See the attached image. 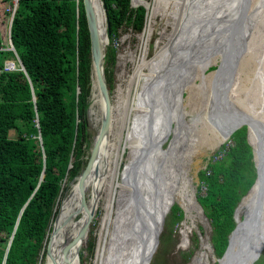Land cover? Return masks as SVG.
I'll list each match as a JSON object with an SVG mask.
<instances>
[{"label":"trees","instance_id":"16d2710c","mask_svg":"<svg viewBox=\"0 0 264 264\" xmlns=\"http://www.w3.org/2000/svg\"><path fill=\"white\" fill-rule=\"evenodd\" d=\"M7 2L0 0L2 24L9 19ZM103 6L109 38L124 27L142 30L143 6L133 8L130 0H103ZM11 38L24 70L0 73V264H42L61 197L84 166L90 145L91 59L82 0H19ZM115 57L107 45L109 92L113 77L108 64ZM10 130L15 138L8 136ZM229 139L222 157H211L197 172L206 192L200 195L198 189L196 197L211 226L216 257L224 253L235 227L234 210L256 178L246 125ZM182 219V209L174 204L168 225ZM94 246L90 239L89 249Z\"/></svg>","mask_w":264,"mask_h":264},{"label":"bare ground","instance_id":"6f19581e","mask_svg":"<svg viewBox=\"0 0 264 264\" xmlns=\"http://www.w3.org/2000/svg\"><path fill=\"white\" fill-rule=\"evenodd\" d=\"M162 1L165 2V4L162 6L164 7V9L161 11V16L164 22L167 23L168 20V23L171 26V30L166 32V41L165 38H163L165 37V35L161 38L156 37L153 41V39H150L151 31H154L152 20L153 17H155V15L158 13V8L160 7V3ZM240 1L241 0H133L132 3L131 0V4L133 6H137L140 4L145 5L148 10L146 25L143 32L141 33V40L143 42V54L136 62V66L133 71L134 74H132V78L129 79V82L127 83V88L129 89V91L131 89H135L136 93L143 95L144 98H139L138 96V98L136 97V99L130 101L129 96L126 95V98H124L125 103H123V106H121V104L120 106L118 105L119 113L115 114V130L113 131L111 137L110 125L109 131L100 143L95 168L87 178L86 186L89 196L87 198L88 207L86 208V211H89L90 208L96 211L102 189L103 192L106 193L104 197L105 201L103 204L105 214L102 219V226L106 227V225L108 224L109 228L106 237L103 236L101 244L99 246L98 257L101 256L100 264L137 263L139 249L135 244L136 239L134 237V232L136 229L133 225V212H135L136 204H134L133 202V196L135 193V197L138 196V200H140L141 203L150 198L149 194L152 193L151 191L146 194L144 193L146 187L150 186V182L146 181L144 177L145 174L152 177L153 170L156 167H160L161 172L159 175H161V178L163 180V185L161 187V199L164 211L167 210V207L172 202H177L182 206L179 201H174V196L179 197L180 200H186V193L183 194L172 186L174 178L173 176H171L167 161L173 158L172 151L176 147L174 145L181 138L180 135L177 136V133H179L180 131L177 129V127L178 125L181 126L182 124L180 110L182 104L181 101L184 99V97H182L181 94L189 87V78L193 77L194 79L197 76L192 75L191 73L197 61H195V63L192 65H188L185 73L186 76L184 77V75H179V80H176V83L174 84H172V80L167 78L168 75H160L162 76L160 79L161 83H165V86L160 90H156L155 86H153V83L155 81H153V78L156 77L161 72V70L162 72H164L166 64H169V51L171 50V47L172 52L174 53L173 56L178 57L181 56L179 55V50H181V52L183 53L184 49H186L185 59L184 61H182L181 67L183 68L186 63H189L190 54L188 53V46L191 45V42L193 40L195 41L198 36L199 39L206 37L208 35L207 32H210L212 29H216L218 27L220 29V25H222V22H220V20L226 17L229 11H233L234 9H236L238 7V4L241 3ZM91 2L94 6L97 16L100 37L101 39H103L104 32H106V22L103 13V6L101 0H91ZM258 6L259 9L257 10ZM246 9L247 11L251 9L255 13L258 11V19L259 17L264 16V0H247L245 10ZM205 20H208V22L203 24ZM166 30L167 29H165V31ZM162 32L163 31H160V33L163 35ZM180 34H184L183 38ZM215 37L216 36L211 37L207 40L204 39L201 42V46L208 47L209 45H211L210 41L214 40ZM258 37H260L261 39L252 40L253 38ZM222 38L225 39L226 37L222 36ZM150 41H153L155 51L153 53L154 56L148 59L146 53L147 44H149ZM233 41L234 38H231L228 41L223 40L222 45L221 43H219V45H221L222 47L220 46L215 52L209 51V54L207 53L208 55H204V58H201V61L199 63L203 64L200 67L201 71H203L211 63H215L218 61V59H221V50L223 49L230 51L229 53H231V56H229V58H231V60H236L237 53L244 54L246 52H249L246 53L248 58L246 64L249 65V68H245L240 73V76L236 75L234 77V82L235 80H238L244 85L242 93L232 90V92L236 94L235 96L239 97L241 102L243 96L246 93V88L248 87L250 89V86L253 84L254 71L256 69L258 71V69L261 68L262 73L264 72V25L263 27L262 25H256L253 29V34L248 37L245 45L241 46L240 48L237 49V45H233ZM258 41H260V43H257ZM232 45L236 47H233L232 49ZM253 49L257 51L256 54H252ZM178 57L177 59H180ZM161 63L163 64L161 66V70L159 71ZM179 66L180 65L178 63L177 69H179ZM241 66L243 67V65ZM237 70H240V67ZM227 72L228 63L222 62L218 66V69L215 73L226 74ZM261 79L263 82V93L262 95H260L261 98L256 101L254 106V116H257V119L260 121H258L259 127L256 130L254 128V124H250L248 135L249 140L252 143V146L256 153L255 159L258 160L259 171L263 174L264 178V142L262 140L264 139V75H261ZM155 85L159 84L155 83ZM169 90L174 92L173 96L170 95L171 93ZM208 90L210 91L211 89H208L206 85V91ZM215 95L216 94H214V97L217 98ZM225 95H227V93ZM227 98V96L224 97V102ZM162 99L163 106L157 109V101H161ZM221 100L222 99H220L219 102L224 103ZM130 102H132V104L134 105H128V103ZM218 103L213 105V107L218 108ZM169 104L170 110L169 114H167L166 108ZM226 104H228V102ZM148 105H150L149 111L147 110L149 107ZM112 109L113 112L114 106L112 107ZM135 113H137V115H135L134 117ZM89 114L91 116L95 115L94 119H96L97 121L101 119L103 115L101 97L99 96V91L94 75L92 78L91 104ZM128 114L130 115L128 116ZM175 117V126L172 128L173 136L168 148L165 151H163L164 148L162 149L161 145L160 149L156 148V144H158L160 141L161 143H163L162 140L164 138V140H166V138L168 137L173 123V120L171 123V119H174ZM144 118L148 119L147 124L146 122H144ZM248 119L254 123L253 119H251L250 114L243 115L241 121H249ZM167 121H169L170 123V128L167 125ZM184 129L185 128L182 126L180 134L184 132ZM125 131H127V134H125ZM227 131H225V133L227 132L226 136L231 130L227 129ZM109 136L111 137V139H109ZM226 136L224 138H226ZM124 141L126 142V147L123 148V151L128 152L125 158L121 155L122 144ZM152 141L155 144L149 150V153L146 156V162L141 166L142 161H139L140 152L147 145L150 146ZM213 147L214 146L212 144L206 147L204 146V148L206 149H204L202 153L210 151L211 149H213ZM259 155H261L262 160ZM122 159L125 160V171L120 181H117L118 170L116 169H118L117 165L118 163L121 164ZM107 162H109V164L105 169L104 174L102 173L101 175L99 172L104 169ZM152 163L153 166L151 167ZM165 163L166 165H164ZM136 168H138V171H136ZM132 172L134 174H136L137 172V175L133 180L130 179L132 178ZM260 187V181L256 182L251 190L242 197L240 203L236 208L235 215L237 218V212L241 216L244 213L245 208L250 206V209L247 210L248 212L246 211L247 214H245L246 217L243 224H241V221L239 220L240 218H237L238 223L241 224V228H239V231L231 240L232 246H230L233 249V256L232 258H228V260H225L223 264H228L232 260H235L234 264H250L257 258V256L264 248V182L259 195ZM118 189L121 192V197L119 198L120 200L118 199L119 207H117L118 209L116 210V216L114 218L115 208L112 205V195L113 192ZM80 195V186L76 181H74V183L71 185L70 190L65 193V196L60 201V209L56 221L58 230L50 243V254L49 256H47V258H45L44 264H54L53 261H56L57 264H76L73 254L75 247L72 248V250H70L67 254L62 253L61 248L66 240L71 239L77 233L81 222L86 217L87 213L86 211H83L77 213L72 219L69 220V222L63 224L64 219L77 208ZM130 197H132V199ZM143 197L146 198V200H144ZM129 202H131V204ZM182 208L184 207L182 206ZM131 209L133 212L131 211ZM110 216L115 219V235L111 240H109Z\"/></svg>","mask_w":264,"mask_h":264},{"label":"rangeland","instance_id":"374dc122","mask_svg":"<svg viewBox=\"0 0 264 264\" xmlns=\"http://www.w3.org/2000/svg\"><path fill=\"white\" fill-rule=\"evenodd\" d=\"M235 1H238V0H235ZM132 3H133V0H132ZM164 4L165 2L163 1L160 3V7L158 8V13L155 15V17H153V20H152V26L154 28V31H151L150 39H153V41L156 37L161 38L164 35L165 37L163 38H165V41H166V38H167L166 32L171 30V26L169 25L168 20H167V23L164 22L161 16V11L164 9V7L162 6ZM236 10L237 9L233 10V14L236 13ZM231 12L232 10L229 11L227 15H229ZM147 13H148V10L146 9L145 22L147 19ZM144 25H146V23ZM144 28L139 32H135V31H132L130 28L127 29L124 27L119 30V35L112 39L109 38V33H108L107 45H110L111 47H113L115 54H116V57L114 58L113 62L108 64L109 67L108 65H106L110 69L112 77H113L112 78L113 88L109 92L111 96L112 107L114 106V111L112 112V119H111L112 120L111 130H110L111 137H112L113 131L115 130V118H116L115 114L119 113L118 105L120 106L121 104V106H123V103H125L124 101V98H126L125 96L128 95L130 98V101L133 99H136V97L138 98V96L139 98L141 97L144 98L143 95L137 94L135 89H131L129 91V89L127 88L128 87L127 83L129 82V79L132 78V74H134L133 71L136 66V62L143 54V50H142L143 42L141 40V33L143 32ZM165 29L167 30L165 31ZM160 31H163L162 32L163 35L160 33ZM229 34L230 32H227L226 35L223 34V36L226 37L224 41L225 40L228 41L231 38L232 39L234 38V41H235L236 34L234 35H232V33L230 35ZM180 35H182V38H183L184 34H180ZM254 39H261V38L260 37L253 38L252 40ZM221 40L222 39H218V40H215L214 42L216 43L221 42V44H223V41ZM153 41H150L149 44H147L146 55L148 59L154 56L153 53L155 51V46H154ZM234 41H233V45H235ZM257 43H260V41H258ZM171 50H172V47H171ZM223 50H221V55H222L221 59H218V61L215 63H211L203 71H201L200 69V67L203 64H200L199 62L201 61V58H204V56H202L200 60L197 61L196 66L194 67L193 72H192V75H197V76L194 79L193 77L189 78L188 80L189 87L186 89V92L183 91L181 94L182 97H184V99L181 101L182 104H181V110H180L182 124L181 126L178 125L177 127V129L180 130L179 133H177V136L180 135L181 138L178 140L177 143H175L174 146L176 147L174 148V150L172 151L171 149L173 158L169 159L167 163H168V168L171 173V176H173L174 178L173 185H172L173 188H176L183 194L186 193L187 198L184 201L182 199L180 200L179 197L174 196V201L175 200L179 201L184 207L182 208V211L184 213L183 219L178 221L174 225L169 226L167 221L169 220L170 211L167 213V216L165 218V223L163 226V230L159 236L158 246L155 250V253L152 257L150 264H218V262H216V259H215L217 257L213 252V248L210 242L211 226L209 224V221L202 216L203 212L201 211L200 207L197 205L195 201L196 195L199 189L198 186H200L197 172L207 165V163L209 162L210 156L213 155V158H215L214 154L218 150V147L220 145L224 143L225 144L229 143V140H227L228 139L227 137H229L231 131L238 124H241L242 122H244V120L241 121V118L243 115L250 114L251 119H253L254 121L253 123L254 128L257 130V128L259 127L260 121L257 119V116L256 117L254 116V106H255L256 101H258L261 98L260 95H262L263 93V90H262L263 82L261 79V75H264V72L262 73L261 68H259L258 71L257 69L254 71L253 84L250 86V89L248 87L246 88V93L240 102L239 97L235 96L236 94H234L232 90L242 93L244 85L240 83L238 80H235L234 82V77L236 75L240 76V73L245 68L246 69L249 68L248 67L249 65L246 64V61L248 59L246 53H249V52H246L244 54L237 53L236 60L235 59L231 60V58H229L230 55H228L230 51L224 50L223 52ZM256 52L257 51L253 49L252 54H256ZM7 57H9L7 53L4 54L3 52H0V66L3 63L4 58H7ZM222 62L228 63V72L226 74L224 73V75L221 74L222 76L216 75L215 73L217 71L216 67H218L220 63ZM162 64L163 63L160 64L159 71L162 68L161 67ZM241 65H243V67ZM239 67H240V70H237ZM158 76L160 78L157 79ZM161 77L162 76L157 75L156 77L153 78V81L155 80L153 83L154 84L153 86H155L156 90H160L165 86V83H161V80H160ZM204 79H207V80H204ZM155 83L156 84L158 83L159 85H155ZM225 83H226V91L225 92H223V90H220V91L221 93L223 92L222 93L223 98L225 96L228 97L226 101L224 102V109L226 110H223L219 107L214 108L213 105H215L214 101L216 100V98L214 97V94H217L218 89H220L222 84H225ZM206 85L208 89H211L210 91L209 90L206 91ZM226 93L227 95H225ZM163 99L161 101H157L158 102L157 109L163 106ZM89 100H90L89 106H88L89 109L87 110L88 111L87 130L89 133V144L90 145L88 149L86 150V157L89 154L90 146L93 141V137L97 134L98 129L100 127V119L97 121L96 119H94L95 115L91 116L89 114L90 104H91V95H90ZM219 101L220 99L217 102L215 101V103L217 104ZM227 102L228 104H226ZM128 105L133 106L134 104L130 102L128 103ZM148 106L149 107L147 110L149 111L150 105ZM129 115L130 114H128V116ZM135 115H137V113L134 114V117ZM147 120H148L147 118H144V122H146V124H147ZM172 126L174 127V124H172ZM182 126L185 129H184V132L180 134ZM226 128L231 130L227 136H226V133L228 131ZM225 131L227 132L225 133ZM171 132L166 138V141L162 144L163 145L162 148L164 149L169 144L170 138L172 136ZM125 134H127V131H125ZM8 136L11 138H15L14 130H10L8 133ZM110 136H109V139H111ZM225 136L226 138H224ZM211 144L214 146L213 149L202 153L203 150L206 149L204 148V146L206 147ZM226 146L227 145L224 146V149L226 148ZM124 147H126L125 141L123 142L122 149H121V155L122 157L125 158L128 152L123 151ZM259 157L262 160L261 155H259ZM255 158H256V155H255ZM256 161L258 164L257 159ZM108 164L109 162H107L105 164L104 169L101 172H99L101 175L102 173L104 174L105 169L107 168ZM164 165H166V163ZM117 168H118L116 169L118 170L117 181H120L125 171V160L122 159L121 164L118 163ZM136 169H137L136 171H138V168ZM134 173H135V170H134ZM134 173L132 172V178H130L131 180H133L134 177L137 175V172L136 174ZM70 188H71V184L68 185V189L66 190V192H68ZM205 188H206L205 185L201 187V190L199 191L200 195H205V192H206ZM105 195L106 193H104L102 189V192L99 198V204H98L96 211L94 212V217H93V220L89 228V233L80 245L79 264H100L101 256L98 257L99 246L101 244L103 236L106 237L107 231L109 228L108 224L106 225V227L102 226V219L105 214V209L103 205L105 201L104 199ZM64 196H65V192L62 195L61 199ZM88 196L89 194L87 192V198ZM120 197H121L120 190L119 189L115 190L112 195V205L115 208L114 218L116 216V210L118 209L117 207H119L118 202L120 200L119 199ZM130 198L132 199V197ZM129 203L131 204V202ZM174 204H179V203L174 202ZM249 209H250V206L246 207L244 213L241 216L237 212V218L238 219L240 218L239 220L241 221L242 224L244 223V220L246 217L245 214H247L248 212L247 210ZM114 218L110 216L109 240H111L112 237L115 235L114 233L115 219ZM90 239H94L95 241V246L94 248H92V250L89 249ZM46 241H47V238H46ZM46 241H45V245H46ZM231 246H232V243H231ZM184 253H188L189 256L187 257V254H184ZM260 254H259L260 256H258V258L255 259L253 264H264V248L262 249ZM227 255L225 256L224 259H220V264H223L225 262ZM45 258H46V254L44 253L42 264H44Z\"/></svg>","mask_w":264,"mask_h":264},{"label":"water","instance_id":"95a60500","mask_svg":"<svg viewBox=\"0 0 264 264\" xmlns=\"http://www.w3.org/2000/svg\"><path fill=\"white\" fill-rule=\"evenodd\" d=\"M240 2L241 3L238 4V7L236 8L237 12L235 14H233V11H232L229 15H226V17H224L222 19V21L220 20V22L225 24L224 26L220 25V29H219V27L216 29H212L210 32L209 31L207 32L208 35L206 37L199 39V36H198L195 41L193 40L191 42V45L188 46V53L190 54L189 63H186L183 68L181 67L182 61H184V59H185L186 49H184L183 53L181 52V50H179V55H182L179 57L173 56L174 53L171 50L170 51L169 64L166 65L164 72H162V70H161V72L158 75H168L167 78L172 80V84L176 83V80H179L178 79L179 75H184V77L186 76L185 73H186V69H187L188 65L194 64L195 61L200 60V58L202 56H204L205 54H207L209 51L215 52L222 45V44L219 45V43H221V42L216 43V42H214V40H218L221 38L222 39L221 41H223L224 38H222V36H223V34L226 35V32H230V34L232 33V35L236 34V38H235L236 40L234 42L237 45V49L240 48L241 46L245 45L248 37L251 34H253L254 27L256 25H262V27H263L264 16H261L257 19V16L259 15V14H257L258 11L255 13L251 9L249 11H247V9L245 10L247 0H241ZM82 3H83L84 16H85V20H86V25H87V29H88V33H89V42H90L91 89H92V78L94 75V78H95L96 83H97L98 91H99V96L101 97V102H102V106H103V115H102V118L100 119V127L98 129V132L93 137V141H92V144L90 146V151H89V154L87 156L86 163L81 168L80 173L75 178H73L69 183L72 185L74 183V181H76L78 183V185L80 186L81 195H80V198L78 201L77 208L64 219L63 224L69 222V220L72 219L77 213L86 211V208L88 207L87 186H86L87 178L89 177V175L91 174V172L95 168V163H96V159H97V156L99 153L100 143L102 142L103 138L105 137V135L109 131V128L111 125L110 123H111V119H112L111 96L109 93V89L107 87L105 73H104V57H105V53H106V45L108 42V40H107L108 22H107L106 10H105V7L103 6V0H101L102 6H103V13L105 16V22H106V32H104V38L101 39L100 33H99V28H98L97 16H96L95 9H94V6H93L91 0H82ZM130 5L133 6L131 4V2H130ZM142 6L144 8H146L145 5H142ZM258 9H259V6L257 7V10ZM233 15H235V16H233ZM226 21H228V22H226ZM206 22H208V20H205L203 22V24ZM193 23H194V21H193ZM214 36H216V37L214 38V40L210 41L211 45H209L208 47H202L201 46V42L204 39L207 40V39L214 37ZM215 44H216V46H215ZM232 47H233V45H232ZM229 55L231 56V53H229ZM177 57L180 59H177ZM178 63L180 65L179 69H177ZM216 68L218 69V67H216ZM158 78H159V76L157 77V79ZM220 90H223V92L226 91V83L222 84L221 88L218 89L217 94L215 95L217 97L215 101L222 99L221 101L224 102V98L222 96L223 92L221 93ZM170 93H171L170 94L171 96L174 95L173 91H170ZM215 101H214V104H216ZM218 107L221 109H224V103L219 102ZM169 110H170L169 107H167L166 108L167 114H169ZM87 113H88V111H87ZM243 124H245L246 128H247V141L252 148L253 161H254V165L256 168L255 181L252 184V186L249 188L247 193L251 190V188L253 187V185L256 182L260 181V183H261V187L259 190V195H260V192H261V189L263 186V182H264V178H263V174L259 171V166H258L257 161L255 159V150L252 146V143L249 140V135H248L249 125L253 124V122H251L250 120L249 121L244 120V122H242L241 124H238L231 131V134L235 130L240 128ZM167 125L170 128L169 121H167ZM163 140H162V142L164 143L166 140H164V141ZM171 140L172 139H170V141ZM262 140L264 142V139H262ZM170 141H169V144H170ZM163 143H161V141H160L158 144L155 145V147L160 149V145L162 147ZM154 144L155 143L152 141L150 146L147 145L146 147H144L143 150H141L140 157H139V161L140 160L142 161L141 166L146 162V156L148 155L149 150L151 149V147ZM169 144L167 145V147L163 151H165L168 148ZM154 153H155V150H154ZM152 166H153V163L151 164V167ZM160 172H161L160 167H158V168L156 167L153 170L152 177L148 176L146 174L144 175L146 181L150 182L149 183L150 186H147L145 189V192H144L145 194L149 193V191L152 192L151 194H149V196H150L149 199L146 200V198L143 197V199L146 201L141 203V201L138 200V196L135 197V193L133 196L134 197L133 202H134V204H136L135 205L134 218H133V225L135 226V229H136L134 232V237L136 239L135 244L138 246V249H139V256H138L136 264H150L151 263L152 257L155 253L157 246H158L159 236L163 230L165 218L167 216V213L170 211L172 205L174 204V202H172L167 207V210L164 211L162 199H161V196H162L161 195V187L163 185V180L161 178V175H159ZM42 176H43V173L41 175V178H42ZM240 201H241V199H240ZM240 201H239V203H240ZM197 205L200 207V209L202 211L201 206L199 204H197ZM179 206L182 207L181 205H179ZM59 209H60V207H59ZM59 209H58V211L54 217L50 232L47 236V242H46V247H45L46 258L50 254V250H49L50 243H51L52 239L54 238V236L56 235L57 230H58V228L56 226V224H57L56 221L58 218ZM94 212L95 211L91 208L89 211H86V213H87L86 217L81 222L77 233L71 239L66 240L64 242L62 248H61V252L67 254L70 250H72V248L75 247L73 254H74V260H75L76 264H79L80 245H81L82 241L88 235L89 227H90V224H91L93 217H94ZM235 212H236V209L234 210V215H233V218L235 221V227L232 229V231L228 235V244H227V247H226L222 257L216 260V261H218V264H220V259H224L227 254L228 255L226 257V260H228V258H232V256H233V249L230 246L231 240L235 237L236 233L239 231V228H241L240 226L242 224V223L241 224L238 223ZM202 216L206 219V216L204 215V213L202 214ZM258 256H257V258H258ZM253 262H251L250 264H252ZM53 263L57 264L56 261H53ZM234 263H235V260H232L228 264H234Z\"/></svg>","mask_w":264,"mask_h":264},{"label":"clouds","instance_id":"9594fccd","mask_svg":"<svg viewBox=\"0 0 264 264\" xmlns=\"http://www.w3.org/2000/svg\"><path fill=\"white\" fill-rule=\"evenodd\" d=\"M10 2H11V0H10ZM18 2H19V0H17V5H16V8H15V11H16V9H17V7H18ZM130 2H131V0H130ZM8 3V2H7ZM138 6V5H137ZM137 6H131V7H133V8H136ZM140 6H142V5H140ZM147 8H145V10H146ZM15 11H14V13H15ZM14 13L13 14H11L10 12H9V19L8 20H6L5 21V23H0V27L2 28V30L3 29H5V28H7L8 26H10V43L13 45V42H12V38H11V24H12V20H13V16H14ZM145 18H146V14H145ZM146 22H145V20H144V24H145ZM144 26L145 25H143V28H144ZM108 28V27H107ZM142 28V29H143ZM107 33H108V31H107ZM4 41L7 43V44H9V38L7 39V38H5L4 37ZM107 46V45H106ZM13 47H14V45H13ZM14 49H15V47H14ZM15 51H16V49H15ZM0 52H3V53H7L8 54V56L9 57H7V58H4V60H3V63H2V65L0 66V70H2V68H3V65H4V62L6 61V60H10V61H12V62H14V61H16V58H15V56H14V54H13V52L12 51H8V50H5V51H0ZM16 53H17V51H16ZM17 55H18V53H17ZM18 58H19V69H15V70H12V71H16V70H24V67H23V65H22V62H21V60H20V57H19V55H18ZM1 72H5V71H1ZM0 72V73H1ZM243 125H245V124H243ZM242 125V126H243ZM241 126V127H242ZM247 129V128H246ZM231 136V135H230ZM230 137H228V139L227 140H229V143L228 144H222V145H220L219 147H218V150L216 151V152H218V154L215 156V158H220V157H222V155L224 154V152H225V150H226V148L228 147V145H230L231 144V141H230V139H229ZM226 140V141H227ZM225 141V142H226ZM225 145H227L226 146V148L224 149V146ZM223 146V148H221ZM221 150H223V151H221ZM215 152V153H216ZM253 154V153H252ZM211 157H213V155L212 156H210L209 158H211ZM214 158V159H215ZM86 160H87V157H86ZM210 160V159H209ZM86 163V162H85ZM206 167V166H205ZM204 167V168H205ZM204 168H202V169H204ZM256 169V168H255ZM70 183V182H69ZM200 184V186L202 187L204 184H202V183H199ZM199 186V190H201V187ZM252 186V185H251ZM206 187V186H205ZM206 189V188H205ZM249 190V189H248ZM66 192V191H65ZM247 193V192H246ZM246 195V194H245ZM244 196V195H243ZM242 196V197H243ZM242 197H241V199H242ZM195 201H196V203L197 204H199L198 203V201H197V197H196V199H195ZM238 204H239V202H238ZM237 204V205H238ZM60 205V204H59ZM174 205V204H173ZM172 205V206H173ZM178 205V204H177ZM200 205V204H199ZM179 206V205H178ZM180 207V206H179ZM237 207V206H236ZM181 209H182V207H180ZM202 208V207H201ZM58 209H59V207H58ZM236 209V208H235ZM171 210V209H170ZM202 212H203V209H202ZM204 213V212H203ZM184 214V213H183ZM205 215V214H204ZM234 215V214H233ZM206 219H207V217H206ZM208 220V219H207ZM53 223V222H52ZM52 225V224H51ZM91 225V224H90ZM90 228V227H89ZM50 232V231H49ZM89 233V232H88ZM49 234V233H48ZM48 236V235H47ZM47 242V241H46ZM212 246V245H211ZM45 247H46V245H45ZM227 247V246H226ZM213 248V247H212ZM213 252H214V250H213ZM223 255V254H222ZM261 255V254H260ZM259 255V256H260ZM222 256H220V257H217V258H215L216 260L217 259H219V258H221ZM216 262H218V261H216Z\"/></svg>","mask_w":264,"mask_h":264},{"label":"built area","instance_id":"2783aa9c","mask_svg":"<svg viewBox=\"0 0 264 264\" xmlns=\"http://www.w3.org/2000/svg\"><path fill=\"white\" fill-rule=\"evenodd\" d=\"M16 3H17V0H11L10 3H6L5 4L6 11L13 14L15 11L16 5H17ZM4 37L7 39L9 38V44H7L4 41ZM5 50L12 51L15 58H16V61L12 62L10 60H6L4 62L2 70H0V72L1 71H12L15 69H19L20 65H19L18 55H17L13 45L10 43V26H8L7 28H5L3 30L0 27V51H5Z\"/></svg>","mask_w":264,"mask_h":264},{"label":"flooded vegetation","instance_id":"af4514ba","mask_svg":"<svg viewBox=\"0 0 264 264\" xmlns=\"http://www.w3.org/2000/svg\"><path fill=\"white\" fill-rule=\"evenodd\" d=\"M223 19V18H222ZM222 19H221V21H222ZM224 23H222V25H223ZM233 47H236V46H233ZM233 47H232V49H233ZM194 66H196V65H194ZM193 69H194V67H193ZM193 69H192V72H193ZM191 72V73H192ZM222 75H224V73H221ZM221 74H216V75H221ZM186 92V91H185ZM175 126V125H174ZM172 133V136H173V131L171 132ZM172 136H171V138H172ZM170 138V139H171Z\"/></svg>","mask_w":264,"mask_h":264}]
</instances>
